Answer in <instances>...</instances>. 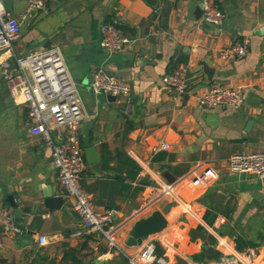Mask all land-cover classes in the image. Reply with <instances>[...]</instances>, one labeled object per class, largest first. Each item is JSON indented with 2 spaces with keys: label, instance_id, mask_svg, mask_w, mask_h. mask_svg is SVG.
<instances>
[{
  "label": "crops",
  "instance_id": "1",
  "mask_svg": "<svg viewBox=\"0 0 264 264\" xmlns=\"http://www.w3.org/2000/svg\"><path fill=\"white\" fill-rule=\"evenodd\" d=\"M9 1L10 13L17 18L26 5ZM217 3L224 20L212 26L194 18L200 0H160L155 9L167 17L163 29L142 0H56L47 13L31 14L10 54L0 55L1 62L10 55L60 48L84 113L77 135L85 161L80 184L95 211L113 213V224L120 227L119 244L133 222L172 202L159 196L161 184L178 182L179 202L165 217L167 228L153 236L169 264H214L217 257L211 254L234 251L236 237L257 244L247 250L264 264V180L232 176L227 170L231 155L264 151V0ZM106 23L127 29L124 34L119 30L130 40L122 52L100 47V28ZM243 39L248 47L242 59H220V51ZM172 62H179L174 70L186 71V99L161 84V78L174 71L169 68ZM201 62L213 69L211 81ZM98 70L130 86L129 115L117 100L108 102L105 95L91 92L89 84ZM215 85L240 89L242 106L200 107L198 96ZM207 115L217 117L215 125ZM28 127L25 106L13 102L0 80V264H129L128 258L141 247L119 245L121 253L110 250L98 234L74 236L82 231L81 222L59 186L50 149L31 136ZM57 133L62 137L64 130ZM163 144L169 145L167 151L161 149ZM87 148L98 155L102 175L91 170ZM128 160L139 169L137 174ZM197 165L214 170L217 179L194 185L187 175ZM44 195L62 197L61 209L49 214L43 208ZM7 196L14 198L18 214ZM143 209L139 218L131 219ZM205 216L212 225L205 223ZM9 217L21 234L6 231ZM197 227L207 236L191 240L190 232ZM226 228L233 239L222 233ZM39 236L47 238L46 246H38Z\"/></svg>",
  "mask_w": 264,
  "mask_h": 264
},
{
  "label": "built area",
  "instance_id": "2",
  "mask_svg": "<svg viewBox=\"0 0 264 264\" xmlns=\"http://www.w3.org/2000/svg\"><path fill=\"white\" fill-rule=\"evenodd\" d=\"M25 3L24 12L17 18L7 12L4 0H0V55L10 54L12 45L19 40L23 22L33 13H47L49 6L56 0H17ZM201 21L212 26H220L224 15L217 0H200ZM100 47L110 53L122 52L130 40L114 24L106 23L100 28ZM248 40H236L234 44L219 53L220 59L227 61L242 59L247 53ZM0 80L8 90L13 102L25 106L29 122L28 132L39 137L50 149L51 164L64 196L70 201L73 213L79 218L82 231L74 234H98L110 250L121 252L117 241L120 227L113 224V213L94 210L89 197L83 191L80 181L85 170L84 155L77 143L80 122L84 118L82 101L76 84L73 82L58 46L23 57H12L0 62ZM161 84L172 90L177 97L188 93V79L184 69H176L161 78ZM94 95H110L122 104V112L129 115L132 106L130 86L104 71H96L89 84ZM243 93L238 88L215 85L197 98L202 108L225 107L237 110L243 104ZM58 129L64 134H53ZM161 149L167 151L169 145ZM230 175L246 174L264 180V151L238 153L227 160ZM187 177L198 185L203 181H214L217 174L209 168L197 165ZM178 182L161 184L160 197H168L178 204L176 195ZM145 209L135 212L131 219L139 218ZM185 212H191L185 206ZM5 229L10 234H21L11 217L7 218ZM37 244H48L45 236H39ZM157 243L147 240L135 257L128 258L129 264H169L163 254H157ZM214 264H259L253 250L234 251L219 254Z\"/></svg>",
  "mask_w": 264,
  "mask_h": 264
},
{
  "label": "water",
  "instance_id": "3",
  "mask_svg": "<svg viewBox=\"0 0 264 264\" xmlns=\"http://www.w3.org/2000/svg\"><path fill=\"white\" fill-rule=\"evenodd\" d=\"M160 0H157V6L159 5ZM5 10L7 12H11V3L9 0H4L3 2ZM41 14V12H37ZM202 17L201 7L200 5L195 9L194 18L195 20H200ZM34 19L31 21L33 24ZM261 34H264V29L261 30ZM200 66L202 67V71L206 77L207 81H211L213 76V69H209L205 62H201ZM185 99L187 95L183 96ZM106 100L108 102H115L116 98L110 95L106 96ZM207 119L213 120L215 125V120L217 117L215 115H207ZM129 125V124H127ZM127 134V131H124L123 136ZM85 155L88 164L91 167V170L98 176L102 175L101 171L98 168L99 157L96 154L94 148L85 149ZM6 202L12 207L15 211V214L19 213V210L16 208V204L14 202V198L12 196L6 197ZM64 204V200L60 196H52V195H44L43 208L49 213L53 214L61 209ZM175 207V203L171 202L167 204L160 211H154L149 216L145 218H139L135 222H133L131 228L129 229L125 240L123 241V245L125 248H140L150 237L161 234L167 228L166 216L169 214L171 208ZM220 252L215 250L211 255L218 256ZM95 264V263H94Z\"/></svg>",
  "mask_w": 264,
  "mask_h": 264
},
{
  "label": "trees",
  "instance_id": "4",
  "mask_svg": "<svg viewBox=\"0 0 264 264\" xmlns=\"http://www.w3.org/2000/svg\"><path fill=\"white\" fill-rule=\"evenodd\" d=\"M142 1L153 9V14L154 15L152 16V18H155L156 16H158V10L155 9L157 0H142ZM158 20H159V22L161 24V28L164 29L165 26H166L165 24H166V21H167V17L166 16H162V15L159 14ZM116 28L118 30H120L121 32H123V34L127 30L125 27H120V26H116ZM176 63H179V62H176ZM176 63L172 62V63L169 64V68H171V71L175 69ZM127 163H128V166H130L132 173H136L137 174V172L139 171L137 166H135L133 164V162H131L130 160H128ZM204 221H205V223L207 225H212V222L209 221L206 216L204 218ZM190 236H191V240H194L195 238H197L199 236H201L200 238H203L204 236H207V233L201 227H197L195 230L190 232ZM208 239H209L210 242H214V240L211 237H209V236H208ZM233 242H234V245H235V249L237 251H243V250H247V249H255L257 247V244H255L252 241L245 240L242 237L234 238ZM157 254L158 255L161 254V250H160L159 247H157ZM194 260L196 261V260H198V258L195 257Z\"/></svg>",
  "mask_w": 264,
  "mask_h": 264
},
{
  "label": "rangeland",
  "instance_id": "5",
  "mask_svg": "<svg viewBox=\"0 0 264 264\" xmlns=\"http://www.w3.org/2000/svg\"><path fill=\"white\" fill-rule=\"evenodd\" d=\"M222 233H224V234L227 233L228 237H230L231 239L234 238V233L231 230H229V228L228 229L226 228L225 230H223ZM217 234H219V233H217ZM119 240H121V238L119 239V237H117L118 243H119ZM148 240H153V237H150ZM119 245H121L123 247V243L122 242H120Z\"/></svg>",
  "mask_w": 264,
  "mask_h": 264
}]
</instances>
